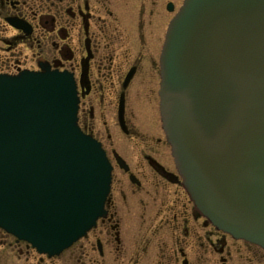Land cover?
Returning <instances> with one entry per match:
<instances>
[{
	"label": "water",
	"instance_id": "water-1",
	"mask_svg": "<svg viewBox=\"0 0 264 264\" xmlns=\"http://www.w3.org/2000/svg\"><path fill=\"white\" fill-rule=\"evenodd\" d=\"M160 64V118L183 188L217 229L264 249V0H184ZM77 108L68 73L0 76V227L49 256L109 200L111 165ZM123 110L122 94L125 129Z\"/></svg>",
	"mask_w": 264,
	"mask_h": 264
},
{
	"label": "flooded vegetation",
	"instance_id": "flooded-vegetation-1",
	"mask_svg": "<svg viewBox=\"0 0 264 264\" xmlns=\"http://www.w3.org/2000/svg\"><path fill=\"white\" fill-rule=\"evenodd\" d=\"M178 1L0 0V75H15L22 70L38 72L50 69L68 72L76 82L79 96L78 124L83 132L99 141L112 164L111 202L106 207V215L98 219L96 225L80 239V264L105 263V258H108L105 250L110 254V261L119 259L122 264H196V255H192V250L196 249L194 246L199 238L196 231L189 230L188 225L196 223L200 217V228L206 229V225L212 227L205 231L204 237L212 246L215 245V249L218 247L221 264L229 263L227 257L231 253L226 238L230 236L214 229L198 214L180 185L187 197L186 202L191 204L188 210V202L186 204L181 201L177 189L172 187L173 184L178 186L172 182L180 184L175 167V172L167 170L162 162L145 151L152 149L154 142H149L148 137L130 124L126 113L128 88L140 74L143 65L150 63L152 73L153 70L159 73V56H155L150 48H157L164 36L162 15L164 12L174 15L180 7V4L177 7ZM130 72V79L124 86V80ZM122 94L125 129L121 127L118 116ZM113 109L115 125L125 134L129 143L133 145L132 139L136 140L138 143L135 147H140V153L132 156L136 160L135 167L138 172L125 154L117 153L110 146L109 126L107 120H102L101 117ZM117 158L127 166L126 169L120 166ZM140 158L146 162L151 173L159 175L160 181L167 187L159 196L160 199L153 198L158 193L153 186L158 187L160 181H153L146 172L144 163L139 165ZM115 169L127 176V185L120 183L121 180L115 177ZM125 190L131 195L140 191H147L148 195L152 192L149 195L152 199H138L136 196V199L131 200L134 196L130 195L131 198L126 200ZM114 192H121L123 200L120 204L126 206L125 203L129 202L130 208L135 206L139 209L137 212H140V216L129 217L123 232L121 219L124 217L120 215L113 199ZM173 194L177 196L174 198ZM142 209H145L147 215L150 214L143 217ZM164 228L171 231H161ZM0 232L13 239L19 258L22 255V244H25L26 253L35 251L24 241L1 229ZM211 235L216 236V243L212 244ZM180 239L183 244H180ZM224 249H227V257L222 254ZM206 250L199 251L197 260L202 259L205 264H210L211 259L208 260L209 257L205 258L203 255ZM76 254L72 251L64 260L69 262L71 256H79ZM41 256L40 263L53 262V257ZM247 258L261 263L258 255L259 260ZM9 259L5 249L0 248V264H10Z\"/></svg>",
	"mask_w": 264,
	"mask_h": 264
},
{
	"label": "rangeland",
	"instance_id": "rangeland-1",
	"mask_svg": "<svg viewBox=\"0 0 264 264\" xmlns=\"http://www.w3.org/2000/svg\"><path fill=\"white\" fill-rule=\"evenodd\" d=\"M166 1V0H164ZM182 0H179L177 3V7L179 6V4H181ZM173 13H167L164 12V15H162V27H164V31L166 29V25L168 20L172 17ZM162 41H163V37L161 38V41L159 42L157 48L153 47L150 48V51L153 54H156L155 56H159L160 53V49L162 46ZM152 56V55H151ZM158 66V64H157ZM150 67V68H149ZM151 64H144L143 68L140 72V74L132 81V84L130 85V87L128 88V92H127V98H126V113H127V118L129 119L130 124L137 128V130L143 135H145V137L147 138V140L154 142V146H152V149L145 150L148 153H150L153 157L157 158L160 162H162L166 167L167 170L169 171H174V166L172 163V157L170 155V148L168 143L164 144L165 141V137H164V133L162 132V129L160 127V119H159V109H158V101H159V97H158V87H159V73H157L158 71H154L152 73V69H151ZM152 73V74H151ZM110 113V114H109ZM109 114V115H107ZM114 109L111 110L110 112H107L106 115L103 114V116L101 117L102 120L105 119L107 120V124L109 126V131L111 134V140H110V146L112 148L115 149V151L118 153H123L126 155V157H128L130 164L132 165L133 168H135V170L137 171L136 167H135V162L136 160L134 158H132L133 154L137 155V153H140V147H135V144L138 143L136 140L132 139V143H129L128 139H126V136L124 133H122L119 130V127L117 125H115V120H114ZM98 117V114L96 115ZM152 136V138H151ZM157 140H159V142H157ZM130 154V155H129ZM144 163V164H143ZM146 162H143V159L140 158V164L139 165H144V168L146 169V172H148V174L152 177L153 181L157 180L158 182L160 181L159 179V175L154 174L153 172L151 173L149 170V167L145 164ZM115 177L118 178L120 181V183H124V185H127V183H129V181L127 180V176H125L124 174L120 173L119 170L115 169ZM138 172V171H137ZM176 174V173H175ZM143 174H141L142 176ZM152 182V181H151ZM175 183L178 186H173L175 187L179 193V197L180 200L186 202L187 197L185 194H183V190H181L180 184L176 183V182H172ZM144 184V183H143ZM146 184V183H145ZM144 184V185H145ZM143 185V186H144ZM153 188H157L158 193L153 195V198L156 199H160L162 195V192L164 193V190L167 189L166 185L164 184V182L160 181L158 187L153 186ZM170 188V186H169ZM127 189V188H126ZM149 192L146 191H140L137 193H133L132 195L134 196V198H131V194L129 192H127V190H125V195H126V200H129L131 198L132 199H136V196L138 199H152L149 198V195L152 194V192H150V194L148 195ZM131 195V196H130ZM171 196V194H170ZM174 198L177 196L174 195ZM113 199H115V202L118 206V209L120 211V215L122 217H124L123 219H121L122 221V232L124 231V227L126 228V223H128V219L129 217H133V216H140V212L138 213L137 211L139 210L137 207H132L130 208V203L126 202V206L123 205L122 203L120 204L119 202H121V200H123V197L121 196V192H114L113 195ZM128 205V206H127ZM188 210H189V206L191 204H189L188 202ZM136 214L138 213V215H134L132 213ZM141 210V209H140ZM150 210V208H149ZM143 211V217H147L150 213H148V215L145 212V209H142ZM153 215V213L151 214ZM146 219V218H145ZM202 218H198L196 223H190L189 226V230H193L194 232L196 231L197 233V237L199 239L196 240V246H194V248L192 250V255L196 258L194 260V262L196 264H205L202 259L197 260V256H199V251L201 252V250L207 249L206 251H204L203 255L205 258L209 257L210 260V264H221L220 261V251L219 249H215L214 246H212L208 239H206L204 237V233L208 228H212L208 225L206 229L204 228H200V224L199 222H201ZM202 227V225H201ZM132 229H129V231H131ZM161 231L163 232H170L171 229L168 228H164L161 229ZM221 232V231H220ZM176 235L178 236L177 232ZM218 235V234H217ZM212 244L216 243L217 241L216 236L215 235H211L210 237ZM180 244H183V240L180 239ZM8 243H11V245H8ZM226 243L227 246H229V251L231 253L230 257H227L226 251L227 249H224V251H222V254L225 255L227 257L228 260V264H264V250L250 245V244H244L242 241H236V240H232L230 237L226 238ZM236 243V244H235ZM95 244V243H94ZM199 244H202L201 247H199ZM235 244V245H234ZM25 245V244H24ZM23 244L20 246L21 250H22V255L19 258V253L17 251V246L15 245L13 239L5 234H1L0 232V248H4L5 251L7 252V255L10 257L9 261H11L10 264H42L40 263L41 260L40 258L42 257L40 254L36 253V251H31L30 254H28L29 252L26 253V248ZM216 245H219V243H217ZM19 247V246H18ZM105 249H107V247H105ZM187 249V247H186ZM72 251H75V254L77 253L79 256H71V260H69V262H66L64 259L68 258V254ZM191 251V250H190ZM80 240L78 242H76L73 246H71L69 249L65 250L64 253L58 257H53L52 260L53 262L50 261H45L46 263L43 264H80ZM106 256H108V258H105L106 261L105 263L100 262V264H122V262H120L119 259H117L116 261H110L109 257L110 254H107V251L105 250ZM76 254V255H77ZM118 255V252H117ZM254 255L256 257H254ZM257 255L260 256L261 258V263L256 261V260H252L249 259L247 257H250L253 259L257 258ZM28 256V258H27ZM27 258V259H26ZM202 258V257H201ZM258 259V258H257ZM259 260V259H258ZM37 263H36V262ZM206 262V261H205ZM207 263V262H206Z\"/></svg>",
	"mask_w": 264,
	"mask_h": 264
}]
</instances>
